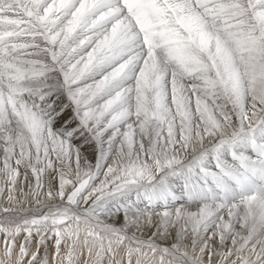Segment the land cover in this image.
<instances>
[{"label":"snow or ice","instance_id":"1","mask_svg":"<svg viewBox=\"0 0 264 264\" xmlns=\"http://www.w3.org/2000/svg\"><path fill=\"white\" fill-rule=\"evenodd\" d=\"M0 264H264V0H0Z\"/></svg>","mask_w":264,"mask_h":264},{"label":"bare ground","instance_id":"2","mask_svg":"<svg viewBox=\"0 0 264 264\" xmlns=\"http://www.w3.org/2000/svg\"><path fill=\"white\" fill-rule=\"evenodd\" d=\"M66 115H68V113H66Z\"/></svg>","mask_w":264,"mask_h":264}]
</instances>
